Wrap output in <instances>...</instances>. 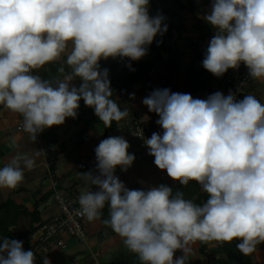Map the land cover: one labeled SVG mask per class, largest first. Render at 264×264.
<instances>
[{
    "label": "clouds",
    "instance_id": "obj_1",
    "mask_svg": "<svg viewBox=\"0 0 264 264\" xmlns=\"http://www.w3.org/2000/svg\"><path fill=\"white\" fill-rule=\"evenodd\" d=\"M148 5L149 0H0V105L23 117L22 130L33 143L46 128L75 119L81 99L106 128L128 116L112 99L109 70L99 62L138 61L154 37L167 31L165 17H151ZM205 19L215 35L203 67L221 77L243 62L251 78L264 79V0H213ZM65 53L71 71L61 68L62 78L33 74ZM77 78L79 87L71 83ZM142 102L163 129L145 141L155 165L181 185L197 182L207 201L198 205L166 185L129 190L115 170L126 171L135 156L127 140L115 136L95 148L98 174L78 173L86 187L77 214L93 222L107 205L102 222L141 264H186L197 241L240 240L237 249L251 255L264 243V105L253 95L237 101L216 92L202 100L169 89H157ZM34 167V158L17 152L0 168V188L16 189L25 169ZM177 250L183 255L174 260ZM0 264H35V255L22 241L5 238Z\"/></svg>",
    "mask_w": 264,
    "mask_h": 264
},
{
    "label": "crops",
    "instance_id": "obj_2",
    "mask_svg": "<svg viewBox=\"0 0 264 264\" xmlns=\"http://www.w3.org/2000/svg\"><path fill=\"white\" fill-rule=\"evenodd\" d=\"M212 2L213 0H179L180 6L173 3H168L165 6L166 10H171L168 13L170 18L168 23L174 27L173 36L170 40L174 54L165 53L160 62V64L166 63L170 66L169 78L160 88L164 87L173 93H187L194 99L205 97V93L201 92L197 94L188 93L184 89L183 81L192 65L196 70L201 68L200 63L196 60V55L204 46L209 45L211 38L215 35V29L205 19L211 11ZM151 82L156 87L154 82ZM71 83L78 87L77 79ZM138 83L129 93V96L131 95L135 101L133 106L128 105L129 100L126 101L125 107L128 116L118 123V129L112 131H123L124 129L129 131L127 125L129 120L149 123L152 125V129L157 132L163 130L157 124L160 117L155 112H150L142 102L155 90L147 87V83L144 84L143 88L139 87ZM247 95H253L264 105V79L252 78V85L243 94L241 100ZM121 100H118V103L120 101V105L123 106ZM138 102L143 105L140 106L142 109L140 113L133 108ZM138 117H141L142 120ZM15 118L17 119L16 122H14ZM97 119L98 123L94 129L88 130L89 140L87 143L89 146L94 145L91 148L86 142L77 141L76 133L81 126L73 124L68 118L62 125L46 128L38 134L33 143L29 139L28 133L17 128L23 117L0 105V168L7 164L17 152L27 154L35 159V167L30 171L25 169V178L16 189L0 188V206L11 199L20 208L26 210L25 213H20L17 217L15 233L20 234L30 229L34 216L32 213L35 211L38 213V220L34 221V227L56 215L58 208L52 199L54 182L58 183L57 189L68 194L80 195L81 190L86 187L84 180L80 178L78 173H85L88 172V169L96 167V165L90 167L88 165L92 162L91 157L98 140L99 124L102 123L98 117ZM119 125L122 128H119ZM52 152H55L56 157H53ZM96 222L95 224L94 222L91 224L85 222L88 236L85 242H79L68 235H63L65 248L51 243L47 253L40 256L41 264L45 258L50 261V264H112L116 256L119 254L127 255L130 252L121 237L103 235V223L100 219ZM197 242L191 245L192 252L186 264H209L210 257L200 256L198 253ZM23 249L26 250L24 247ZM179 251L175 252L174 260L183 255V252ZM252 255L254 264H264V243L258 245ZM212 258H217V255H213ZM195 261H199V263H194ZM210 264L216 263L210 262Z\"/></svg>",
    "mask_w": 264,
    "mask_h": 264
},
{
    "label": "trees",
    "instance_id": "obj_3",
    "mask_svg": "<svg viewBox=\"0 0 264 264\" xmlns=\"http://www.w3.org/2000/svg\"><path fill=\"white\" fill-rule=\"evenodd\" d=\"M168 3H173L174 5L180 6L179 0H149L148 8H152L154 14H162L165 17L164 23L167 24V31L163 34H157L151 45L148 46L147 54L138 61H130L128 58H108L107 60H100L101 69L107 68L109 70V80L110 87L113 92L112 99L118 103V100L122 99L128 101V94L131 93L135 85L143 80H146L147 87L157 90L153 86L150 80V72L156 69L157 62L163 60L165 53H172L170 40L173 36L174 27L168 23L170 18L168 13L171 12L170 9L166 10L165 6ZM207 46L197 53L196 60L200 63L201 68L196 70L192 65L184 78V89L191 94H197L199 92L206 93L211 87L213 81L217 78L212 73L207 71L202 64L207 51ZM170 61V59H168ZM131 64V68L128 65ZM64 69V73L70 71L69 66L65 61L60 62H50L45 64L40 69L36 70V75L41 76L42 79L55 80L58 77V72L60 69ZM62 78V76H61ZM78 87L82 81L77 78ZM160 89H164L161 87ZM80 107L77 110V117L75 119H70L73 124H80L82 127L77 131V136L81 135L83 138L79 141L80 143L87 142L88 140V130H93L95 125L98 123L97 116L95 115L94 109L85 105L84 101L80 100ZM120 107V101H119ZM135 120H131L133 122ZM57 126V125H55ZM118 129V123L113 122L112 126L109 128L105 127L106 131H112ZM104 135L105 132H104ZM172 189L173 195L177 192L184 194L185 199H190L198 205H202L208 199V194L204 192L201 186L195 182L190 181L187 186L177 184L169 186ZM129 190H144L147 191L145 187L134 186L128 188ZM26 210L20 208L11 199L7 200L0 206V245L3 244L5 238L9 240H19L22 241L23 247L26 249L28 247V241L30 236L39 228V226L34 227V221L38 220V213L35 211L31 221V227L27 231L17 234L15 233L17 217L20 213H25ZM108 218V207L107 205L103 209V215L101 217V222ZM103 223V222H102ZM117 235L113 230L103 223V235ZM198 253L200 256H209L210 262H215L216 264H254L253 255H244L237 249V244L240 240L234 239L231 243H218L215 241L202 243L199 242ZM217 255V258L213 259L212 256ZM194 263H199L195 261ZM112 264H141L137 254L129 252L127 255L119 254L116 256Z\"/></svg>",
    "mask_w": 264,
    "mask_h": 264
},
{
    "label": "built area",
    "instance_id": "obj_4",
    "mask_svg": "<svg viewBox=\"0 0 264 264\" xmlns=\"http://www.w3.org/2000/svg\"><path fill=\"white\" fill-rule=\"evenodd\" d=\"M33 74L36 75V70H34ZM217 78L218 79H215L211 84L208 92L205 93L204 99H207L216 92H221L225 96L231 93L235 96L236 100L239 101L247 89L252 85V78L250 77L249 70L243 62H241L237 69H229L223 76ZM22 121L19 122L17 126L18 130H22ZM127 125L129 132L138 143V150L134 154L135 160L132 165L145 157H154L149 154L148 146L145 143L147 139L151 138L154 132H157L152 129V125L138 121L131 122V120L127 121ZM157 133L162 135L163 130ZM130 167H128L127 170ZM126 171L120 169L115 175L120 179V175ZM57 184V182L53 184L54 191L52 199L58 208V212L49 220L43 222L30 236L28 247L25 250L33 251L35 255V264H41L40 256L47 253L48 246L51 243H55L61 248L66 247L62 239L63 235H68L79 242H85L88 237L85 227L86 218L77 214V210L79 209V195L60 191L57 189ZM91 190L97 191L98 188L92 186Z\"/></svg>",
    "mask_w": 264,
    "mask_h": 264
},
{
    "label": "rangeland",
    "instance_id": "obj_5",
    "mask_svg": "<svg viewBox=\"0 0 264 264\" xmlns=\"http://www.w3.org/2000/svg\"><path fill=\"white\" fill-rule=\"evenodd\" d=\"M149 11V15L151 17H155L156 15L154 14V11L152 8H148ZM71 50V42H69V47H68V51ZM66 56L67 53H65L60 59L53 61V62H60L63 63V61H66ZM174 60V59H173ZM168 66V68H167ZM169 65L166 63H162L160 64V62H157V66L156 69L151 71L149 74V78L151 81L154 82V85L160 89V86L164 84L165 81L168 80L169 78ZM172 69L174 67H171ZM145 83H148L146 80L140 81L139 87L144 86ZM206 95V94H205ZM133 97H131V95L129 96L128 94V99H129V103L128 105H132L135 102L134 99H132ZM204 99V97L202 98V100ZM121 103L123 106L120 105V109L121 110H125L126 109V104L127 102L125 100H121ZM140 106H143L141 104V102H138L137 105H135L133 108L137 110V112H142V109L140 108ZM135 112V111H134ZM139 119H141V117H138ZM132 119V118H130ZM142 120V119H141ZM17 119H14V122H16ZM80 125V124H79ZM81 126V125H80ZM82 127V126H81ZM122 128V126L119 125V128ZM125 130V131H124ZM122 130H117V131H106L105 127L103 126V123L99 124V131L97 133L98 135V140L95 143V147L98 146V144L108 138V137H115V136H122L124 137L127 142L129 143L130 147L128 148V153L134 155L137 150H138V143L136 142V140L133 138V136L131 135V133L127 130L124 129ZM104 132L106 135H104ZM157 133V132H155ZM77 136V135H76ZM77 141H80L81 138H83L81 135L77 136ZM94 138V136H93ZM88 140H89V134H88ZM88 142V141H87ZM86 142V143H87ZM92 144V143H91ZM47 146H49L48 144H46ZM88 147L91 148V146L94 145H90L89 143H87ZM86 145V146H87ZM53 155V157L55 156V152L51 153ZM92 158V162H90V164L88 165V167L90 166H94L97 165V160H96V154L95 151L93 152V156ZM155 158L154 157H145L143 158L141 161L135 163L134 165H132L126 172L122 173L120 175V181H122L124 183V185L127 188H132L134 186H140V187H145L147 190H150L152 187H158L160 185H166V186H173V185H177L180 184L179 181L173 180L172 178H170L167 175V171L166 170H161L159 169L155 163H154ZM121 169L120 166L116 167L115 173L118 172ZM91 171L93 172V174H98L96 167L95 168H91L88 169V172ZM85 183V181H83ZM94 224L97 223L96 220L93 221ZM87 224H91L92 222H87ZM197 244L199 245V243L197 242ZM179 251V250H178ZM180 252V251H179ZM210 264V261L208 262Z\"/></svg>",
    "mask_w": 264,
    "mask_h": 264
},
{
    "label": "water",
    "instance_id": "obj_6",
    "mask_svg": "<svg viewBox=\"0 0 264 264\" xmlns=\"http://www.w3.org/2000/svg\"><path fill=\"white\" fill-rule=\"evenodd\" d=\"M58 76H61V73H60V71L58 72Z\"/></svg>",
    "mask_w": 264,
    "mask_h": 264
}]
</instances>
